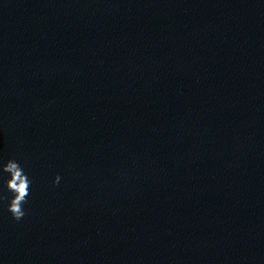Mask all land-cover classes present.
Masks as SVG:
<instances>
[{"label": "clouds", "instance_id": "1", "mask_svg": "<svg viewBox=\"0 0 264 264\" xmlns=\"http://www.w3.org/2000/svg\"><path fill=\"white\" fill-rule=\"evenodd\" d=\"M0 172L9 175L5 182L7 191L11 193V198L8 199L7 211L14 220L19 222L26 215L24 205L28 202L32 180L15 159H9L6 163L0 164ZM60 179L61 177L57 175L53 184L58 185ZM0 199H5V197L0 196Z\"/></svg>", "mask_w": 264, "mask_h": 264}]
</instances>
